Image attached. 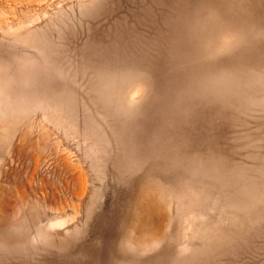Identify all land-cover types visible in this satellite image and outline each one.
Masks as SVG:
<instances>
[{
	"label": "rangeland",
	"instance_id": "374dc122",
	"mask_svg": "<svg viewBox=\"0 0 264 264\" xmlns=\"http://www.w3.org/2000/svg\"><path fill=\"white\" fill-rule=\"evenodd\" d=\"M0 264H264V0H0Z\"/></svg>",
	"mask_w": 264,
	"mask_h": 264
}]
</instances>
